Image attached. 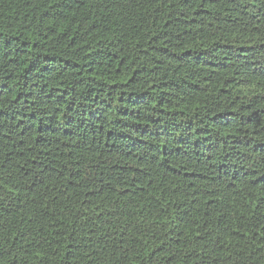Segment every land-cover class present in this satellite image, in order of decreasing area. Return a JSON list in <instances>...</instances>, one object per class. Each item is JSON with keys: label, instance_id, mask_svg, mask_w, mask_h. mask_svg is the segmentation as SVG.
I'll return each mask as SVG.
<instances>
[{"label": "trees", "instance_id": "1", "mask_svg": "<svg viewBox=\"0 0 264 264\" xmlns=\"http://www.w3.org/2000/svg\"><path fill=\"white\" fill-rule=\"evenodd\" d=\"M0 264H264V0H0Z\"/></svg>", "mask_w": 264, "mask_h": 264}]
</instances>
